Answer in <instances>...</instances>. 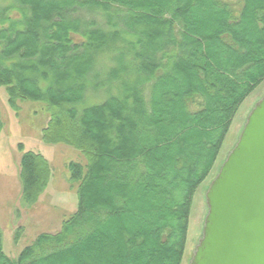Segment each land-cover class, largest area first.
I'll list each match as a JSON object with an SVG mask.
<instances>
[{
    "label": "trees",
    "instance_id": "16d2710c",
    "mask_svg": "<svg viewBox=\"0 0 264 264\" xmlns=\"http://www.w3.org/2000/svg\"><path fill=\"white\" fill-rule=\"evenodd\" d=\"M103 52L111 65L94 69ZM262 80L264 0L1 4L9 106L43 103L42 140L75 147L86 163L67 164L78 204L59 230L39 234L13 260L0 230V264H183L194 192ZM19 159L29 206L51 168L32 150Z\"/></svg>",
    "mask_w": 264,
    "mask_h": 264
},
{
    "label": "rangeland",
    "instance_id": "374dc122",
    "mask_svg": "<svg viewBox=\"0 0 264 264\" xmlns=\"http://www.w3.org/2000/svg\"><path fill=\"white\" fill-rule=\"evenodd\" d=\"M7 3L8 0H0V5ZM87 17L96 19L97 25L106 27L100 14H87ZM73 38L78 40L79 36L73 35ZM109 57L110 52L101 53L96 58L94 69L111 65ZM263 94L264 80L241 103L231 121L226 140L221 146L211 174L194 192L183 264L189 263L194 245L203 228L207 211L205 191L217 174L223 159L237 141L247 114ZM16 106H18L16 110L9 106L5 87L0 85V117L3 128L0 131V230L3 249L12 260L17 258L23 247L32 243L39 234L55 233L59 230L63 220L75 211L78 204L76 189L78 183L70 180L67 164L75 161L84 166L86 163L85 156L75 147L64 143L48 144L42 140L41 129L47 121L43 103L17 100ZM19 144L22 145V149L18 148ZM29 150L41 153L47 159L51 176L37 202L27 206L20 200L21 185L18 175L19 158L24 151Z\"/></svg>",
    "mask_w": 264,
    "mask_h": 264
},
{
    "label": "water",
    "instance_id": "95a60500",
    "mask_svg": "<svg viewBox=\"0 0 264 264\" xmlns=\"http://www.w3.org/2000/svg\"><path fill=\"white\" fill-rule=\"evenodd\" d=\"M205 191L188 264H264V94Z\"/></svg>",
    "mask_w": 264,
    "mask_h": 264
}]
</instances>
